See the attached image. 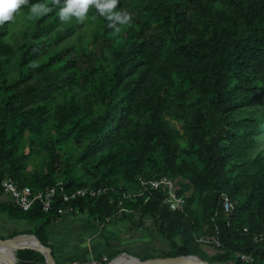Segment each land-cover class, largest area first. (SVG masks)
Listing matches in <instances>:
<instances>
[{"label":"trees","instance_id":"1","mask_svg":"<svg viewBox=\"0 0 264 264\" xmlns=\"http://www.w3.org/2000/svg\"><path fill=\"white\" fill-rule=\"evenodd\" d=\"M62 3L27 0L13 13L24 10L27 23L13 42L4 39L13 18L0 23V181L111 186L69 204L102 223L119 201L139 223L150 217L168 244L150 257L264 264V239H254L264 234V0H118L131 22L115 26L92 5L83 21L61 20ZM84 22L88 36L64 43ZM162 175L178 180L182 211L161 191L122 199L138 177ZM2 193L0 213L32 224L9 236L33 232L48 245L45 229L65 203L24 211ZM215 234L219 246L198 240ZM15 253L17 264L45 260Z\"/></svg>","mask_w":264,"mask_h":264},{"label":"crops","instance_id":"2","mask_svg":"<svg viewBox=\"0 0 264 264\" xmlns=\"http://www.w3.org/2000/svg\"><path fill=\"white\" fill-rule=\"evenodd\" d=\"M1 199L10 201L4 193L1 194ZM146 219L147 217L141 224L137 212L131 215L119 212L109 216L102 223L85 212H64L46 227L44 238L59 264L87 260L102 254L114 256L115 253L125 252V247L129 253H134L132 249L136 241L142 239L143 234L139 233L140 231H136L135 234L127 231L134 228L141 229ZM31 226L30 222L10 218L5 213H0V232L7 233L8 236L11 232H16L15 229L20 228L25 231ZM8 227L9 229L12 227L13 230L10 231ZM147 234L144 232V236H148Z\"/></svg>","mask_w":264,"mask_h":264},{"label":"built area","instance_id":"3","mask_svg":"<svg viewBox=\"0 0 264 264\" xmlns=\"http://www.w3.org/2000/svg\"><path fill=\"white\" fill-rule=\"evenodd\" d=\"M0 185L3 193L6 194L10 201L21 210L27 211L34 205H39L43 212H47L51 209L52 205L59 200L61 203H65L63 207L58 208L57 211L59 214L78 211L75 206L69 204V202L73 199L87 197L95 198L114 190L111 186H82L72 189L71 191H67L62 180H57L53 185L47 186L43 189L33 190L31 186L26 184L20 185L16 180L8 177L3 178L0 181ZM178 190L179 184L176 178H172L167 175L159 177L140 176L138 177L137 188L124 192L122 194V199L135 201L141 197L143 202H146L155 193V191H161L163 193V204H165L170 210L182 211L186 196L185 194L178 193ZM220 203L224 211L231 215L234 205L224 192L220 194ZM118 204V208L113 212L112 216L115 213L132 211L129 207L125 206L122 201H119ZM254 239L256 241H260L264 239V234L259 233L255 235ZM198 240L204 244H214L215 246L220 245L216 234L201 237ZM236 257L243 262H251L254 260L253 254L249 252L238 251L236 252ZM107 261L108 256L102 254L87 260L70 261L67 264H105Z\"/></svg>","mask_w":264,"mask_h":264},{"label":"water","instance_id":"4","mask_svg":"<svg viewBox=\"0 0 264 264\" xmlns=\"http://www.w3.org/2000/svg\"><path fill=\"white\" fill-rule=\"evenodd\" d=\"M24 240H32L33 243H25ZM25 248L41 253L44 256L46 264H59L52 254V249L48 245L43 244L34 233H19L12 236L0 237V264H17L15 252ZM7 249L11 251V255L5 251ZM121 253H125L136 259L133 264H209L207 260L194 254L152 256L142 259L126 251Z\"/></svg>","mask_w":264,"mask_h":264},{"label":"rangeland","instance_id":"5","mask_svg":"<svg viewBox=\"0 0 264 264\" xmlns=\"http://www.w3.org/2000/svg\"><path fill=\"white\" fill-rule=\"evenodd\" d=\"M26 25H27V23H26L24 10L19 9L17 11L16 15L14 16L13 20L9 23V25L7 27L6 34L4 36V39L8 42L15 41L19 37L21 30ZM89 28H90L89 25L86 22H84L82 24V26L80 28H78L75 31V33L70 38H68L64 43L68 44L70 42H74L76 37L79 34H83L85 37H87L88 32H89ZM29 228H31V227H28L25 230H28ZM8 229H9V227H8ZM9 230L11 231V230H13V228L11 227ZM15 230L16 231H24L20 228L15 229ZM136 231H140L139 233H142L143 237H141L142 239H140V241H139V239L136 241V243H135L136 245L132 249L134 253L130 252L131 254L143 259V258L150 257V255L162 254L163 251L168 249V244L164 241L163 237L153 229V221L150 217H147L146 222L142 226L141 229H137V230L135 228H134V230L129 229V231H127V232L135 234ZM144 232L145 233L147 232L148 236H144ZM22 233H25V232H22ZM0 236L4 237V236H8V234L0 232ZM123 240L126 241L125 238H123ZM125 251L129 253V251L126 247H125ZM115 254H116V256L118 255V253H115ZM103 255H106V254H103ZM15 256H16V253H15ZM106 256H108V261L105 264H107L113 258L110 255H106ZM16 260H17V262L19 260V258L17 256H16ZM37 264H41V263H37ZM42 264H46L45 260H44V262H42Z\"/></svg>","mask_w":264,"mask_h":264},{"label":"clouds","instance_id":"6","mask_svg":"<svg viewBox=\"0 0 264 264\" xmlns=\"http://www.w3.org/2000/svg\"><path fill=\"white\" fill-rule=\"evenodd\" d=\"M27 0H0V23L11 20L13 13ZM118 0H104L103 3L98 0H63L62 6L58 9V15L61 20H68L75 16L83 21L86 16L89 5L94 6L100 15L105 16L114 26L119 23H130L131 14L123 9H117ZM50 9L45 6L44 11ZM118 30V28H117Z\"/></svg>","mask_w":264,"mask_h":264},{"label":"bare ground","instance_id":"7","mask_svg":"<svg viewBox=\"0 0 264 264\" xmlns=\"http://www.w3.org/2000/svg\"><path fill=\"white\" fill-rule=\"evenodd\" d=\"M25 243H33L32 240H24ZM9 255L11 252L9 249L5 250ZM136 259L126 255L125 253L118 254L115 258L111 259L107 264H133Z\"/></svg>","mask_w":264,"mask_h":264}]
</instances>
